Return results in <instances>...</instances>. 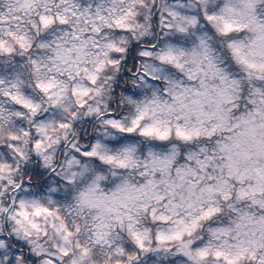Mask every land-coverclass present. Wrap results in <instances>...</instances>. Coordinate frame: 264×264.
I'll return each instance as SVG.
<instances>
[{
  "label": "snow or ice",
  "instance_id": "6c2138e0",
  "mask_svg": "<svg viewBox=\"0 0 264 264\" xmlns=\"http://www.w3.org/2000/svg\"><path fill=\"white\" fill-rule=\"evenodd\" d=\"M12 23L43 30L35 70L93 86L41 83L51 107L70 91L103 131L72 146L63 209L20 203L0 264H264V0H4L0 30ZM21 84L0 77L38 112ZM93 94L110 102L88 107ZM49 228L54 248L33 236Z\"/></svg>",
  "mask_w": 264,
  "mask_h": 264
},
{
  "label": "clouds",
  "instance_id": "9594fccd",
  "mask_svg": "<svg viewBox=\"0 0 264 264\" xmlns=\"http://www.w3.org/2000/svg\"><path fill=\"white\" fill-rule=\"evenodd\" d=\"M3 3L4 0H0V4ZM9 30L28 35L32 41L31 52L21 50L16 41L8 35ZM43 35V30L37 34L29 25L23 23L19 29L15 23H12L0 30V40L14 49L11 55L0 53V77L9 82L18 77L22 81L21 98L39 108L36 113L24 109L22 105H17L6 98L0 91V109H4L0 113V165H4L0 169V209H7L0 211V229H8L4 232L5 236L10 235L11 231L18 227L10 217L20 210L22 201L29 205V213L33 211L30 207L32 202H39L45 207L64 208L63 190L69 172L67 161L74 155L72 146L77 143L81 147L84 146V141L80 139L81 135H84L86 141L103 131L99 127L101 121L88 116L87 108H79L77 98L72 96L70 91L64 93V100L59 108L51 107L52 102L41 92L39 85L53 77L63 81L69 89L77 84L93 87L79 77L76 80H68L66 75H61L55 67L49 69L47 64H44L39 71L33 68L30 60L43 55L38 47ZM154 35L160 36L159 29ZM103 86L102 77L100 84L95 87ZM9 87L10 84L4 85L5 90ZM86 102L88 107L97 104L103 107L110 101L107 95L101 98L93 94ZM17 112L22 114V118L15 115ZM73 113L76 114L75 119ZM62 122L72 124L73 127L62 129L59 127ZM44 125L48 126L47 131L41 132L40 128ZM12 136L18 139L13 141ZM39 142H43L44 147L37 150L35 145ZM53 189L56 192H53ZM50 198L56 199L58 203L49 204ZM17 219L21 218L17 217ZM32 219L39 223L41 228L51 223L49 217H32ZM23 224L28 228L27 222ZM33 236L34 238L38 236L46 247H55L56 240L50 228L47 238L38 233H33Z\"/></svg>",
  "mask_w": 264,
  "mask_h": 264
}]
</instances>
